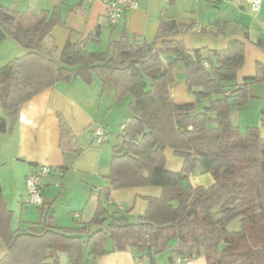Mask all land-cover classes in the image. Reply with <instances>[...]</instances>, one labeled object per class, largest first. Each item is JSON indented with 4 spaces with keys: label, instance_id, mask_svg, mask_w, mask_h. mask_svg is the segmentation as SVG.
<instances>
[{
    "label": "trees",
    "instance_id": "trees-1",
    "mask_svg": "<svg viewBox=\"0 0 264 264\" xmlns=\"http://www.w3.org/2000/svg\"><path fill=\"white\" fill-rule=\"evenodd\" d=\"M58 23L55 11L0 4V46L11 37L27 51L0 67V102L6 112L0 117V133H11L21 106L56 83L83 76L92 83L99 76L113 85L117 100L130 97L123 130L112 147L109 186L101 197L145 187H159L163 193L147 199L148 208L137 223L109 214L100 198L90 225L107 223L105 229L61 228L54 214L41 208L39 222L14 231L0 182V239L7 246L0 264H60V252L72 264H91L129 248L148 264H158V256L170 249L172 259L204 256L206 264H264V106L261 127L243 131L232 123V108L249 100V85L258 81L248 78L237 84L245 61L242 42L233 41L221 51L188 50L176 39L183 26L164 20L152 44L123 39L99 53L69 41L55 60L41 51ZM100 35L97 29L87 41ZM177 65L186 70L192 103L177 104L172 96ZM60 147L68 163L61 168L65 172L83 149L64 120ZM168 150L181 159L179 171L167 168ZM198 167L213 177L211 186L190 184ZM107 236L111 250L105 245Z\"/></svg>",
    "mask_w": 264,
    "mask_h": 264
},
{
    "label": "crops",
    "instance_id": "crops-1",
    "mask_svg": "<svg viewBox=\"0 0 264 264\" xmlns=\"http://www.w3.org/2000/svg\"><path fill=\"white\" fill-rule=\"evenodd\" d=\"M42 1L44 7L34 10L55 11L59 23L52 35L45 40L41 53L48 57L55 56L56 60H60L69 41L84 45L90 52L99 53L109 51L112 41L119 42L123 39H128L131 43L152 44L156 42L164 20H175L183 26L182 33L176 39L182 41L188 50L221 51L233 41L242 42L245 61L238 72L237 84H242L248 78L258 77V81L249 85V100L242 107L232 109H239L237 113L242 117L241 111L256 102L261 105L262 116L264 1L261 11L254 13L249 0H137L139 8L128 11L117 25L109 23L108 7L101 0ZM97 29L101 31L100 38L87 41V38L93 37ZM8 38L0 46V51L7 45ZM157 47L167 55L161 43H158ZM7 49L11 51L10 54H7ZM0 53V67L25 54L21 48L12 44ZM111 56L116 58V52L112 50ZM174 75L175 82L171 86V93L175 102L192 103L193 98L186 86L184 66L177 65L174 68ZM129 102L130 97L122 101L117 100L113 85L105 84L101 77L95 76L94 81L88 83L83 76L72 81H60L21 106L19 121L13 131L7 134L0 133V182L7 207L13 212L12 230H25L34 224L14 228L15 211L10 208L9 202L11 198L13 202L21 200V210L23 205H28L25 202L26 179L43 166H48L51 172L42 180L43 205L39 207L40 219L43 208L54 214L58 227L87 228L90 231L105 229L107 223L100 227L90 225L99 200L102 199L109 214L123 215L131 223L139 221L148 208L147 199L160 197L163 193L161 188L114 190L108 198L101 197V190L109 186L112 147L116 143V137L123 130ZM0 117H6L1 102ZM61 120L68 124L71 133L83 149L74 158L70 169L65 172L61 171V168L68 164L60 147ZM97 125H101L110 133V138L105 144L98 145L94 142L92 132ZM112 141L115 143L112 144ZM178 166L181 169L182 161ZM200 171L189 176L190 184L193 187L211 186L214 180L210 178L205 180L207 185L202 184L200 175L205 173ZM108 238L107 236L105 239V245L111 250L113 243L110 239L108 244ZM175 243V239L170 242L171 245ZM172 252L173 249L163 251L158 256L157 263L181 264L176 258L172 259ZM6 254L7 246L0 239V258ZM59 261L60 264H72L65 252L59 253ZM91 264H148V262L142 259L135 249L129 248L105 254ZM188 264H206V258L196 256Z\"/></svg>",
    "mask_w": 264,
    "mask_h": 264
},
{
    "label": "rangeland",
    "instance_id": "rangeland-1",
    "mask_svg": "<svg viewBox=\"0 0 264 264\" xmlns=\"http://www.w3.org/2000/svg\"><path fill=\"white\" fill-rule=\"evenodd\" d=\"M44 1L42 0H0V4L8 7V8H17L21 11H27L30 8L32 10H36V9H42L41 7H44V4H42ZM13 45V46H18L19 48H21L23 53L26 49H24V47L22 45H19L15 40H13V38L9 37L8 38V43L7 45H5V48H7V46L9 45ZM4 49H2L3 52ZM11 51H8L7 49V54H10ZM1 54V53H0ZM17 55V54H16ZM23 56V55H22ZM15 57V56H14ZM19 57V56H18ZM53 59L56 60L55 56H51ZM261 105L258 103H252V105L248 108H245L242 112V117L239 116V109H232V123L234 126H239L243 131H245L247 129V127H261ZM244 112V113H243ZM264 132V129H263ZM112 144L115 143V141L111 142ZM173 152L171 150H168L166 153L167 156V168L173 171H179L180 170V162L181 159L174 157ZM201 168L198 167L194 173L197 174L200 171ZM202 177V184L207 185V182H205L206 179L210 178V180L213 181V177L210 174H201L200 175ZM11 198V197H10ZM13 198L10 199L9 205L10 208L13 209L15 211L14 214V222H13V226L14 228L19 227V225H25V224H33V223H37V221H39L40 219V212H39V207L42 206H36V205H32L28 203V191H26V195H25V202L28 205H23V210H21V206H22V202L21 200H19L18 202L12 200ZM26 222V223H23ZM28 222V223H27ZM22 226V228H23ZM231 226H235V223H233ZM236 228H239V225L237 224L235 226ZM107 243L110 244V237L107 239Z\"/></svg>",
    "mask_w": 264,
    "mask_h": 264
},
{
    "label": "built area",
    "instance_id": "built-area-1",
    "mask_svg": "<svg viewBox=\"0 0 264 264\" xmlns=\"http://www.w3.org/2000/svg\"><path fill=\"white\" fill-rule=\"evenodd\" d=\"M108 7V21L111 25H117L124 18L128 11L139 8L137 0H101ZM264 0H249L251 10L254 13H259L262 9ZM94 142L98 145L105 144L109 138L110 133L107 132L101 125H97L93 129ZM51 169L48 166L38 168L35 174H32L26 179V186L28 191V203L36 206L43 205V198L41 195L42 180L48 176ZM191 259L178 257L177 262L181 264H188Z\"/></svg>",
    "mask_w": 264,
    "mask_h": 264
}]
</instances>
